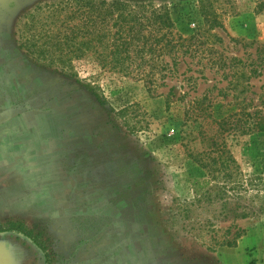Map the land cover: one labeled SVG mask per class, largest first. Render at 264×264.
I'll return each instance as SVG.
<instances>
[{
	"label": "rangeland",
	"instance_id": "1",
	"mask_svg": "<svg viewBox=\"0 0 264 264\" xmlns=\"http://www.w3.org/2000/svg\"><path fill=\"white\" fill-rule=\"evenodd\" d=\"M65 1L0 0V226L30 230L51 264H264V132L226 137L242 185H206L189 157L207 148L201 127L184 116L199 99L212 101L215 118L232 110L231 95L220 94L231 67L253 92L264 86V0H130L167 6L203 58L179 67L193 88L179 75L154 93L85 59L61 67L39 57ZM209 58L227 61L208 67ZM219 189L254 214L225 217ZM241 230L234 246L220 244ZM0 264L45 258L28 238L0 232Z\"/></svg>",
	"mask_w": 264,
	"mask_h": 264
},
{
	"label": "trees",
	"instance_id": "2",
	"mask_svg": "<svg viewBox=\"0 0 264 264\" xmlns=\"http://www.w3.org/2000/svg\"><path fill=\"white\" fill-rule=\"evenodd\" d=\"M60 4L67 13L60 21L58 31L37 49L42 59L47 58L61 67L64 65L72 67V62L85 59L101 69L141 81L151 93L167 87L168 80L179 75H183L182 80L189 88L196 85L193 75L186 77L185 72L180 73L179 67L198 65L203 58L196 56L192 51L191 45L194 44H190L191 36L185 38L175 31L176 23L167 6L154 7L145 2L131 3L130 0H66ZM53 11L58 12V9ZM30 17L34 18V14ZM32 21L25 22L23 29L25 32L32 29ZM29 37L27 39L33 41L35 34L32 33ZM33 43L31 45H34ZM225 60L215 61L214 58H209L205 65L209 64L208 67L216 63L225 65L227 61ZM249 64L255 65L256 62L252 61ZM201 67V70L193 72L203 73L206 67L203 65ZM229 69L232 72H222L223 78L227 80V86L220 94L224 97L231 95L232 110L224 116L215 118L213 110L210 109L213 106L212 101L203 106V101L199 99L191 101L184 116L187 120L191 118L198 121L201 127L200 137L207 146L206 149L194 154L189 153L192 161L204 170L207 177L205 184L213 179L224 182L225 186L237 188L242 183L235 180L239 170L227 148L226 137L230 133L246 135L264 132V86L259 92H253L250 84L245 86L241 82L239 68L235 72L233 67ZM188 71H192L191 68H188ZM251 71L261 74L254 68ZM58 72L60 75H67L62 68ZM240 74L243 75L242 70ZM75 80L81 83L80 80ZM81 86H85L95 100L102 104L104 100L96 92V87L88 83ZM174 89L175 86H171L166 94L167 105ZM196 106L198 111L193 112ZM206 118L210 121L205 122ZM212 125L210 133V129L207 128ZM218 191H221L225 217L230 214L234 215L235 219H244L254 214L253 208L241 206L239 198L233 199L231 203L224 196V189ZM243 231L235 234L230 240H222L220 244L234 246L236 238L241 236ZM0 232H16L28 238L43 253L45 264H51L46 246L30 230L11 223L0 226Z\"/></svg>",
	"mask_w": 264,
	"mask_h": 264
}]
</instances>
